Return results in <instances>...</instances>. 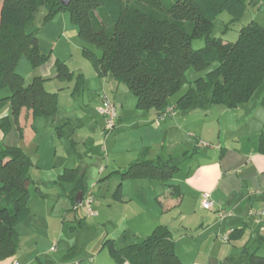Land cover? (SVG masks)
I'll use <instances>...</instances> for the list:
<instances>
[{"label": "trees", "instance_id": "1", "mask_svg": "<svg viewBox=\"0 0 264 264\" xmlns=\"http://www.w3.org/2000/svg\"><path fill=\"white\" fill-rule=\"evenodd\" d=\"M261 0H72L64 6L61 0H3L0 9V87L11 93L0 98V132H16V141L0 146V260L13 257L19 248L17 226L29 215L31 156L17 143L23 137L19 118L27 109L33 118L54 121L59 110L58 92L45 87L48 80L35 76L26 84L17 71L19 59L26 56L36 68L45 64L51 53L41 50L37 32L28 29L39 11L46 10L43 23L62 11H68L78 36L94 45L100 54L84 48L83 55L93 64L98 76L111 77L133 93L136 108L160 114L170 106L188 111L195 105L197 93L211 88L206 105L236 108L249 102L264 84V25L252 21L244 25L234 42H223L213 35L214 21L223 11L240 19L248 4ZM204 39L205 46L195 49L193 40ZM193 86L187 71H205ZM56 77L75 80L72 94H80L85 76L75 74L61 60H56ZM190 87L175 102L172 98L187 84ZM264 107V95L262 97ZM8 107V112L3 111ZM64 125L56 127L62 136ZM264 153V134L259 139ZM172 156L150 158L144 147L139 157L127 167L114 171L120 175L113 199L124 198L123 181L127 179L158 180L166 185L180 171ZM85 172L80 166L65 168L58 176L75 211L76 198L86 196ZM75 216V215H74ZM76 217V216H75ZM245 227L233 229L229 239L242 236ZM261 240V239H260ZM177 240L167 224L158 225L139 243L117 247L114 240L103 245L118 264H184L176 252ZM253 241L243 250L248 264H264L256 254ZM253 249V250H252ZM42 264V263H41Z\"/></svg>", "mask_w": 264, "mask_h": 264}, {"label": "rangeland", "instance_id": "2", "mask_svg": "<svg viewBox=\"0 0 264 264\" xmlns=\"http://www.w3.org/2000/svg\"><path fill=\"white\" fill-rule=\"evenodd\" d=\"M45 12L46 10L42 8L35 22L28 27L29 30L39 28L37 35L39 39H42L41 50L63 59H69L73 67H78L80 63L85 61L89 62L88 64L94 68L93 64L83 55V49L88 48L100 54L99 49L94 45L85 43L79 36L72 40L61 38L63 28L69 24L73 25L69 12L62 11L50 21L43 23ZM252 21L264 25V0H261L257 5L248 4L247 10L240 19H234L227 11L221 12L214 21L213 35L221 38L223 42H234L238 39L240 29ZM44 33H49V35L46 36ZM192 45L195 49H200L205 46V41L204 39H195ZM217 64L214 63L207 70L200 72L189 69L187 77L192 86L198 77L204 76ZM33 69L31 61L26 56L19 59L17 70L25 78L26 84L34 77L32 75ZM66 84L63 83V86ZM99 84L94 78H91L81 94H72V96L67 90L61 93L59 112L54 125L56 127L63 125L67 120L66 117H69L72 124L66 126L67 128L64 126L66 128V135L64 136L59 137L57 132L51 136L49 135V137L47 136L48 139L43 143L40 150V166H33L30 170L33 180L29 187L30 215L17 227L18 234H20L19 248L23 253L21 256H27V254L36 251L45 255L46 264H118L109 253L108 248L103 245L105 239L114 240L116 246L122 248L132 243L141 242L152 234L158 226L155 224L154 218L157 214L155 207L157 205H146L142 193L138 192L140 188L138 189L137 186H126V192L121 201L113 199L114 191L120 182V175L114 171L126 165V149L133 147L132 151L137 154V158L140 154L136 149L140 142L139 128L145 124H143L140 117L135 116L136 110L143 113L147 111L136 109L135 97L132 92L127 91V100L124 101L127 107V122L114 130L106 131L104 119L96 113L99 107L96 106V92L99 90ZM61 86H57L56 91ZM189 87L190 84L187 83L180 92L173 96L172 101L175 102ZM10 93L9 88L0 87V98ZM210 94L211 88L204 93H197L194 107L200 109H197L195 113H186L189 119L185 124H182L184 129L182 131H171L164 141V153L173 154L172 157L179 161V166L182 168L179 171L181 175L184 174V170L189 168L191 158L198 153H206L212 143L214 145L220 143L217 118L220 108L226 107L223 105H206L204 100ZM263 95L264 84L253 96L250 103L251 105L258 104L260 109L253 113L255 117L247 121L246 125L240 124L239 121L232 124L230 119L225 125L224 119H222L223 125H220L222 130L221 141L224 137L223 141L228 139L227 143H229L233 140L232 137L241 136L243 138H241L239 144H243L246 149L251 150L248 135L252 137L251 135L257 133L255 136L258 140L256 149H259V139L264 134V113L261 114L260 111L261 108H264L262 105ZM203 107H206L207 110L210 108L211 111H204L202 110ZM86 110L100 123V127L92 134H89L87 128L81 123L84 120H78V117L83 118L82 115ZM182 116L184 115H179V109H177L174 118ZM206 116H210V118L204 120ZM169 120L170 118L165 122ZM165 122L163 123L165 124ZM198 130L202 131L203 134H200ZM25 135L27 137L30 135L28 126ZM90 135L93 140H101L102 142L95 145L90 140L88 146H85L84 141ZM201 140L204 142H201ZM72 141L75 142L74 145ZM51 142H55L54 146L58 150L55 159L54 148L50 145ZM0 146H2V142H0ZM79 154H83L86 158H79ZM68 159L70 163L66 162L64 165L71 166L72 160L77 159L80 167L84 170L86 192L87 195H92L94 198L92 207L96 215L88 216L84 204H80L77 210L71 211L74 205L71 199L66 196L62 186L57 183L59 174L63 172V163ZM179 172L173 176L171 182L181 178ZM127 180L134 181L135 179ZM129 193H131V196ZM200 209V205L197 206L193 202H187L184 208L175 209V211L164 214V219L166 223H169L174 238L177 240L176 247L177 245L183 246L184 249L189 247L187 239L179 240V230L190 229L193 233H196L197 229H200L198 224L200 213L197 214ZM252 209L264 210V201L256 203ZM243 213L238 214L236 211L234 216L229 217L228 220L233 222L232 226L235 225V221L246 223L244 227L260 234V238L253 241V249L256 254L264 256V216L263 221L258 223L255 216L248 214V209ZM236 216L239 218H236ZM239 264L248 263L246 259L242 258Z\"/></svg>", "mask_w": 264, "mask_h": 264}, {"label": "crops", "instance_id": "3", "mask_svg": "<svg viewBox=\"0 0 264 264\" xmlns=\"http://www.w3.org/2000/svg\"><path fill=\"white\" fill-rule=\"evenodd\" d=\"M2 3L3 0H0V9ZM44 35L47 36L49 33H44ZM62 37L65 40L77 38V27L71 24L65 26L61 31V38ZM41 40L42 39L40 38V48ZM42 51L44 52V50ZM57 59L64 61L75 74L82 73L85 76L83 90L91 78H94L97 83H100L98 85L99 90L96 92V106L98 107L101 102V94L103 92L107 93L118 107L119 117L117 127L123 125L124 122H127L126 120L128 117L125 102L128 96L127 91L129 90L125 85L118 84L109 76L100 78L95 68H92V66L88 64L89 62L83 61L78 67H73L69 62V59H63L52 54L45 64L33 69L32 75L34 77L40 76L48 79L45 82V87L50 92H58L59 104L61 93L63 91L67 90L72 95V87L75 85V80L62 82L56 77L55 62ZM63 83L67 84L63 86ZM59 85L62 86L56 91V88H58L57 86ZM250 103L251 100L236 108H220L221 110L217 118L219 122L218 138L220 143L216 145L212 143L206 153H198L191 158L189 163L190 166L187 170H184V174L181 175V172H179V176L181 175L180 179L177 178L174 182L169 181L166 185L161 181L149 179L124 181L123 194L126 192V186L131 187V185H134L137 186L138 189L140 188L138 192L142 193L146 205H157L155 206L157 214L154 217L156 221L155 224L157 225L166 223L164 214L169 211H175V209L184 208L185 203L187 202H193L197 204V206L200 205L201 209L197 211V214L200 213L198 220L200 229H197L196 233H193L190 229H185V231L181 229L179 230V240L182 241L187 239V241H189V247L187 249H184L181 245H177L176 247V252L184 264H239L242 261V258L245 259L243 253L245 247L250 245L255 239L260 238V234L245 227V231L241 237L228 240L224 239V236L229 231L246 226V223H241L239 221H235V225L232 226L233 222L228 220L229 217L234 216L236 211L238 214H244L243 212L248 209L249 215H253L250 211H262L260 209L253 210L252 208L256 203H262L264 201V154L256 149V142L258 140L255 136L257 133L251 135L252 137L248 135V142L251 144V150L246 149L243 144H239V142L241 143V138H243L241 136L237 138L232 137L231 139L233 140L229 143H227L228 139L223 141L224 137L221 141L222 130L220 125H223L222 119H224L225 125H227L229 119L232 120V124L239 121L240 124L243 123L246 125L247 121L255 117L253 113L260 109L258 104L251 105ZM197 109L200 108L193 107L188 111H179V115L183 114L184 116L174 118L175 115L173 118L170 117L169 121L165 122V120L168 119L167 118L159 123L156 122L158 116L156 111L149 110L143 113L136 110L135 116L140 117L143 124H145L139 128L140 142L136 148L137 151L140 152L144 147H149L151 159H156L158 156H173L171 153H164L163 146L166 136L170 135V132L173 130L182 131L184 129L182 128V124H185L189 119L186 113H195ZM202 110L211 111L210 108L207 110L206 107H203ZM260 111L261 114L264 113V108H261ZM7 112L8 107L3 111V114ZM96 113H98L97 110ZM82 116L83 118L78 117V120H84L81 123L87 128L86 130L89 134L94 133L96 129L100 127L99 120L95 119L88 110H86ZM56 118L53 123L52 120L44 117L33 118L27 109H23L20 114L19 123L23 129V137L18 139L17 143L31 156L35 167L40 166V150L43 143L48 139L47 136L49 137V135L51 136L57 132L55 130L56 125H54ZM209 118L210 116H206L204 120H208ZM66 119L67 120L63 123V125L65 124V127L72 124L69 117H66ZM163 122H165V124ZM27 126L30 133L28 137L25 135ZM66 128H63V136L66 135ZM198 132L203 134L200 130H198ZM16 134V132H11L7 136H4V134L0 132V142H2L3 145L5 142L16 141ZM90 140H92V143L95 145L102 142L101 140H93L90 135L86 141H84V145L88 146ZM201 142L204 141L201 140ZM72 143L73 145L75 144L74 141H72ZM50 145L54 148L55 159L58 150L56 149V146H54L55 142H51ZM132 149L133 147H131V149H126L127 163L118 170L124 169L137 158V154H134ZM79 158L84 159L86 157L83 154H79ZM191 161L194 162L192 163ZM66 162L70 163L69 159L63 163V170L65 168L80 166L77 159L72 160L71 166L64 165ZM180 170H182V168ZM205 193L210 194L211 198L216 202L213 209H205L202 207V195ZM130 194L131 193H129V195ZM220 210H226L230 212V214L221 218L219 217ZM263 216L261 218L255 216L258 223L263 221ZM236 218L239 217L236 216ZM166 224L169 225V223ZM19 226L20 224L17 227ZM20 249L21 248H19L18 251H20ZM18 251L13 257L0 260V264H12L13 260H18L21 264H46L44 254L33 251L31 254H27V256L23 255V257L21 256L23 253Z\"/></svg>", "mask_w": 264, "mask_h": 264}, {"label": "built area", "instance_id": "4", "mask_svg": "<svg viewBox=\"0 0 264 264\" xmlns=\"http://www.w3.org/2000/svg\"><path fill=\"white\" fill-rule=\"evenodd\" d=\"M98 113L103 117L105 123V130L110 131L114 130L117 127L118 123V107L116 103L111 99V97L103 92L101 94V102L99 107L97 108ZM177 114V109L175 106H170L165 109L163 112L158 114L156 122L159 123L167 118L173 117ZM94 202V198L92 195H87L84 197L83 201L80 204H84L86 207V214L88 216L96 215V212L93 210L92 204ZM201 205L205 209H213L216 205V202L211 198L210 194L205 193L202 195ZM251 214L261 218L264 214V211H250ZM230 212L226 210L219 211V217L224 218L229 215ZM232 231V230H231ZM229 231L225 236L224 239H229ZM12 264H21L18 260H13Z\"/></svg>", "mask_w": 264, "mask_h": 264}, {"label": "water", "instance_id": "5", "mask_svg": "<svg viewBox=\"0 0 264 264\" xmlns=\"http://www.w3.org/2000/svg\"><path fill=\"white\" fill-rule=\"evenodd\" d=\"M71 1L72 0H61L62 4L64 6H68L71 3ZM76 202L79 204L82 202V194L81 193L78 194V196L76 198Z\"/></svg>", "mask_w": 264, "mask_h": 264}]
</instances>
